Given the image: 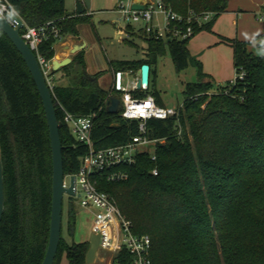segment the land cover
Masks as SVG:
<instances>
[{"label": "trees", "instance_id": "trees-1", "mask_svg": "<svg viewBox=\"0 0 264 264\" xmlns=\"http://www.w3.org/2000/svg\"><path fill=\"white\" fill-rule=\"evenodd\" d=\"M28 26L54 20L62 37L76 36L78 25L92 24L90 14L65 15V0H5ZM175 13L208 11L213 19L195 26L194 34L210 31L228 0H163ZM126 31H130L129 25ZM145 47L138 60H114L116 72L149 65V84L132 91L151 95L164 106L151 84L158 59L167 52L176 72L191 61L188 39H156L138 29ZM264 39V32L255 36ZM126 42L132 41L125 39ZM56 40L38 45L45 59L54 56ZM235 77L214 85L197 66L195 82L182 90L177 116L145 121L148 138L161 139L154 159L138 154L125 167V180L99 179L132 230L150 237V264H264V44L249 50V41L228 39ZM65 82L51 94L59 124L64 175L77 172L84 144L74 140L62 121L61 105L72 114H91L94 148L124 143L138 134V120L109 113L110 96L98 84L100 71L86 70L83 52L59 69ZM242 76L239 77V74ZM115 77V75H114ZM0 152L4 202L0 219V264H41L48 240L51 207V152L40 96L20 53L0 30ZM156 170V174L152 170ZM73 201L72 198H69ZM67 228L74 224L73 202ZM88 242L66 243L60 234L53 264L64 254L67 264H86Z\"/></svg>", "mask_w": 264, "mask_h": 264}, {"label": "built area", "instance_id": "built-area-1", "mask_svg": "<svg viewBox=\"0 0 264 264\" xmlns=\"http://www.w3.org/2000/svg\"><path fill=\"white\" fill-rule=\"evenodd\" d=\"M132 0H117L115 7L125 21L142 23L146 35L156 39L185 40L194 34L195 26H201L212 17L208 11L195 13L188 11L186 16L175 13L165 6L163 0H145L142 9H132ZM7 13L18 16L14 8L5 0H0V16L6 18ZM12 27L16 22L7 19ZM19 34L34 53L40 70L50 91L54 85L50 71L51 59H45L38 52V45L42 41L62 38L60 27L54 20L46 21L38 26H24ZM132 74V71L120 72L121 81L119 91L120 116L126 119L138 120V134L124 143L94 148L90 136L91 114L78 115L65 110L61 105L62 121L68 127L74 140L86 147L85 153L79 159V166L74 175V195L70 198L79 203L80 207L92 214L90 232L99 236L98 251L108 254V264H150V237L147 234H137L132 230L131 221L125 218L117 207L113 197L98 189L99 179L108 182L125 180L128 176L124 169L135 163L138 154L149 153L154 159V150L161 139L148 138L145 134V121L150 118L165 119L177 116L182 104L177 107L159 106L151 95L137 98L132 95L135 90L136 75L132 82L123 80V74ZM242 73L239 74V77ZM146 88L142 86L141 90ZM156 174V170H152ZM68 176L64 175L63 184H68Z\"/></svg>", "mask_w": 264, "mask_h": 264}, {"label": "rangeland", "instance_id": "rangeland-1", "mask_svg": "<svg viewBox=\"0 0 264 264\" xmlns=\"http://www.w3.org/2000/svg\"><path fill=\"white\" fill-rule=\"evenodd\" d=\"M117 0H94L92 9L96 12L95 17L100 21L92 23L90 29L92 42L86 49V62L88 66L101 74L98 77L99 86L111 88L114 85L115 70L106 75L109 62L114 60H138L142 57L145 47L143 40L137 35L142 23H133L122 19L117 11ZM65 7L71 10L74 0H65ZM227 11L220 13L214 18L210 31L201 30L188 39V49L191 56L189 65L180 72H176L174 65L167 52L158 59L155 66V75H151L153 87L159 92L165 106L177 107L182 102V90L185 83L195 82L197 78V66L207 74L213 84L225 85L235 77L232 63V48L228 39L253 40L254 36L264 31V0H228ZM212 16L208 21L212 20ZM93 22V19H92ZM207 22V21H206ZM130 31H126L127 28ZM123 29L121 39L116 37V32ZM128 39L132 43L125 41ZM138 70V69H137ZM132 74H123V80L132 82ZM107 71V72H106ZM126 70L125 72H128ZM70 200L66 195L62 199L61 229L63 240L70 244L88 240L92 214L80 207L79 203L73 202L74 224L72 232L67 228V209ZM101 255L107 259L106 253ZM59 264H67L65 255L60 258Z\"/></svg>", "mask_w": 264, "mask_h": 264}, {"label": "water", "instance_id": "water-1", "mask_svg": "<svg viewBox=\"0 0 264 264\" xmlns=\"http://www.w3.org/2000/svg\"><path fill=\"white\" fill-rule=\"evenodd\" d=\"M145 0H132L130 7L132 9H142ZM90 8V0H75V6L72 10H66L65 15H80L85 13ZM7 19L16 22V27H12ZM98 21L97 17L93 18V22ZM24 26L23 20L13 14L7 13L6 18L0 16V30L10 39L13 45L20 53L31 77L35 83L36 89L41 99L44 116L46 120L48 137L51 152V207H50V220L47 246L45 249L44 257L41 264H53L56 254L57 246L60 240L61 229V212H62V199L66 195L68 198L74 195V175L68 176V184H63V160H62V146L59 136V124L56 118L55 106L52 99L51 91L46 84L45 78L40 70L38 62L34 53L30 50L26 42L19 34L20 28ZM66 37V36H65ZM69 38L76 40V36L67 35ZM57 45V44H56ZM85 43H76L69 49V54H73L84 47ZM71 57L62 59H51L50 71L53 74L62 66L70 63ZM115 88L119 90L120 86V72L115 74ZM149 84V65L143 63L140 65L136 72L135 89L141 90L142 86L147 88ZM120 108V98L117 96H110L107 101V111L109 113H116ZM4 191H3V176L0 152V219L3 211ZM88 248L85 254V263L92 264L98 251L99 236L90 233L88 237Z\"/></svg>", "mask_w": 264, "mask_h": 264}, {"label": "crops", "instance_id": "crops-1", "mask_svg": "<svg viewBox=\"0 0 264 264\" xmlns=\"http://www.w3.org/2000/svg\"><path fill=\"white\" fill-rule=\"evenodd\" d=\"M93 1L94 0H90V8L85 11L86 14H90L92 16L91 17V20L96 15V12L91 7L92 4H93ZM74 6H75V0H74ZM65 9L66 10H69L66 7H65ZM70 9L72 10V8H70ZM73 9H74V7H73ZM226 11H227V8H226ZM99 21H100V19L98 18V21L93 22V23H97ZM91 25L92 24H90V23H81V24H79L78 25V34L76 35V40H73V38H70V37L68 38L66 36V37H62L60 40L56 41L55 44H54V56H53V58H56L58 60L59 59H62V58H65V57H68V56L71 57V58H73V56L78 51H82L83 52V58H84V61H85V64H86V70H87V72L90 73V74H93V73L98 72L95 69H92L90 66H88V64L86 62V59H85L86 58V54L85 53L87 51L86 49L88 48L90 42H92V34H91L92 32H91V29H90ZM262 32H264V31H260L256 35H258V34H260ZM122 33H124L123 32V29L120 28V30H118L115 35H116L117 38L121 39V34ZM255 36H254L253 40H245V41H249L251 43L249 45L248 49L254 51L255 53H257L259 51V48L258 47L260 45H263L264 44V39H257L256 40L255 39ZM238 40H244V39H238ZM81 42H84L85 43L84 47L81 50H78L77 52H75L73 54H69V49L73 46V44H76V43L78 44V43H81ZM112 70L113 69L110 68V66H109L108 72L106 71L107 72L106 75L109 74L110 77H111V71ZM52 79H53V83L54 84L65 82V78L63 77L62 72L60 70H57L56 72H54L52 74ZM101 88H103L105 90H110L111 89V83L109 84V87L108 88L107 87H104V86H102ZM85 241H87V240H85ZM101 253H103V252L102 251L97 252V254L95 256V259H94V262L92 264H108V258L106 259L104 257V255L103 256L101 255ZM107 256H108V254H107Z\"/></svg>", "mask_w": 264, "mask_h": 264}, {"label": "bare ground", "instance_id": "bare-ground-1", "mask_svg": "<svg viewBox=\"0 0 264 264\" xmlns=\"http://www.w3.org/2000/svg\"><path fill=\"white\" fill-rule=\"evenodd\" d=\"M120 81H121V75H120Z\"/></svg>", "mask_w": 264, "mask_h": 264}]
</instances>
